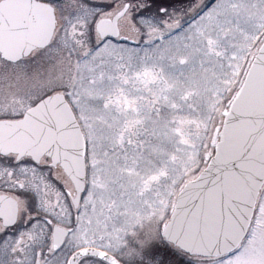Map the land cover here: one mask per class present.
<instances>
[{
    "label": "snow or ice",
    "instance_id": "snow-or-ice-1",
    "mask_svg": "<svg viewBox=\"0 0 264 264\" xmlns=\"http://www.w3.org/2000/svg\"><path fill=\"white\" fill-rule=\"evenodd\" d=\"M0 264H264V0H0Z\"/></svg>",
    "mask_w": 264,
    "mask_h": 264
}]
</instances>
